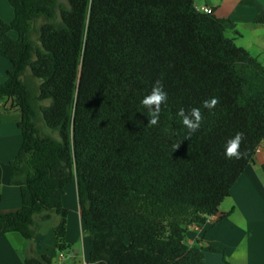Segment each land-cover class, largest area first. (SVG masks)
I'll list each match as a JSON object with an SVG mask.
<instances>
[{
	"label": "trees",
	"instance_id": "16d2710c",
	"mask_svg": "<svg viewBox=\"0 0 264 264\" xmlns=\"http://www.w3.org/2000/svg\"><path fill=\"white\" fill-rule=\"evenodd\" d=\"M8 1L0 54L12 68L0 100L20 112L10 183L22 206L0 211V238L19 232L24 264H54L35 240L58 215L59 251L71 247L63 197L77 182L89 264H207L206 250L223 252L187 233L229 216L221 205L264 142V64L227 35L228 19L195 0ZM158 80L168 99L152 126L141 101ZM181 108L204 117L190 137ZM237 132L244 155L228 160Z\"/></svg>",
	"mask_w": 264,
	"mask_h": 264
},
{
	"label": "crops",
	"instance_id": "0c3cea01",
	"mask_svg": "<svg viewBox=\"0 0 264 264\" xmlns=\"http://www.w3.org/2000/svg\"><path fill=\"white\" fill-rule=\"evenodd\" d=\"M7 0H0V15L6 22L15 17L14 8ZM10 3V2H9ZM198 7L209 6L214 14L228 19L226 33L264 64V23L256 20L264 10V0H195ZM10 35L17 38L11 31ZM10 60L0 54V84L9 79ZM6 100H0V211L14 212L22 206L18 185L10 183L14 168L11 162L17 157L23 142L17 125L18 110L4 112ZM64 205L69 210L66 244L71 245L70 264H89L91 244L81 216L77 182L66 187ZM229 216L212 225L216 216L203 226H191L187 233L190 245L215 247L223 252L206 250L207 264H264V142L259 146L254 162L250 163L221 205ZM56 217V218H55ZM59 222L54 215L44 225L35 243L38 251L57 259L54 264H66L60 258L59 244L54 226ZM25 239L19 232H9L0 238V264H24Z\"/></svg>",
	"mask_w": 264,
	"mask_h": 264
},
{
	"label": "clouds",
	"instance_id": "9594fccd",
	"mask_svg": "<svg viewBox=\"0 0 264 264\" xmlns=\"http://www.w3.org/2000/svg\"><path fill=\"white\" fill-rule=\"evenodd\" d=\"M168 99V94L164 90L163 85L160 81H156L152 87L151 92L146 95L141 103L145 109L148 110L150 115V119L148 120L149 125H157L160 112L161 105L164 104ZM219 98L212 97L211 99H205L203 101V107L212 110L219 103ZM177 115L182 118V124L188 129L187 136H191L192 133L196 132L204 119L199 108H192L190 113H186L183 108H181ZM244 133L237 132L232 138H230L225 146V157L228 160L233 159H241L244 155L240 151L241 143L244 141ZM179 144L174 145V150L178 148Z\"/></svg>",
	"mask_w": 264,
	"mask_h": 264
},
{
	"label": "rangeland",
	"instance_id": "374dc122",
	"mask_svg": "<svg viewBox=\"0 0 264 264\" xmlns=\"http://www.w3.org/2000/svg\"><path fill=\"white\" fill-rule=\"evenodd\" d=\"M8 1V0H7ZM8 4H9V6L11 7V5H10V3L9 2H7ZM0 13H1V11H0ZM0 17H2V15H0ZM14 34H15V36L17 37V35H18V33H17V31H12ZM35 83H37V84H39V81L38 80H36V82ZM56 218V217H55ZM58 219L60 220V217L58 216ZM86 236H88L89 237V239H88V241L90 240V235H89V233H88V231H87V229H86ZM90 244H91V240H90ZM67 250V249H66ZM60 251V258H61V254L62 253H64L65 255H66V258L64 259V261L65 262H67L66 264H70V261H66V259H67V257L69 256V253H68V251ZM69 258V257H68ZM54 262H57V259L56 260H54Z\"/></svg>",
	"mask_w": 264,
	"mask_h": 264
},
{
	"label": "built area",
	"instance_id": "2783aa9c",
	"mask_svg": "<svg viewBox=\"0 0 264 264\" xmlns=\"http://www.w3.org/2000/svg\"><path fill=\"white\" fill-rule=\"evenodd\" d=\"M201 10H203L204 12H207V13H214V9L212 7H209V6H201L199 7ZM61 258L64 259L66 258V255L64 253L61 254Z\"/></svg>",
	"mask_w": 264,
	"mask_h": 264
}]
</instances>
